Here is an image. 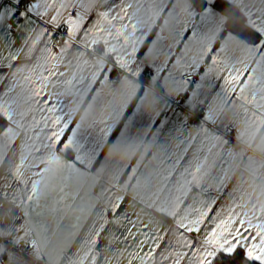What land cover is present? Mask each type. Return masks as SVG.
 I'll use <instances>...</instances> for the list:
<instances>
[{"label":"snow or ice","instance_id":"1","mask_svg":"<svg viewBox=\"0 0 264 264\" xmlns=\"http://www.w3.org/2000/svg\"><path fill=\"white\" fill-rule=\"evenodd\" d=\"M236 4L237 0H228L227 4L223 0H153L148 9L152 23L138 27L142 24L136 16L141 10L139 0H0V47L7 52L6 56L0 52V166L4 168L0 200L20 209L19 214L9 211L8 221L0 226V264H46V236L38 239L36 234L46 232L47 226L35 223L44 216L35 204L42 183L47 187V182L63 169L75 175L93 168L103 172L106 149L111 155L145 140L161 146V137L167 139L165 134L171 136L173 131L182 136L189 122L195 125V135L174 141L182 151L168 165V176L179 171L185 195L199 189V200L194 198L182 215L178 201L168 213L172 223L153 228L151 220H141L137 227V221L122 213L124 197L109 199L84 241L88 245L85 258L96 250L107 224L123 227L126 221L130 227L120 242L142 237L137 251L129 254L128 264L134 260L155 264L158 250L162 261L169 264H264V219L256 214L255 207L250 213L238 211L240 204L233 190L227 194V209L215 208L230 179L224 153L233 164L245 163L243 153L233 151V141L244 143L246 136L261 134L264 143V10L241 8L243 26H228L225 9ZM134 5L135 11H130ZM161 18L163 25L153 38V28ZM165 29L167 37L163 36ZM60 31L68 39L59 37L57 53L48 45ZM17 34H35L29 51L44 41L41 51L45 55L38 58V75L24 78L27 112H17L13 97L21 86L17 74L24 70L14 67L22 51L12 50ZM74 39L84 49H76L77 57L87 55L89 49L96 56L89 78L74 75L64 82L70 90L49 91L65 75L59 71V63L74 47ZM164 39L170 41L167 46L162 44ZM100 44L103 47L97 51L95 46ZM193 44L200 47L189 59ZM230 44L246 54L248 61L230 56ZM117 84L131 85L136 93L143 91L144 95V85L171 86L176 99L165 101V111L148 119L141 115L143 101L139 96L131 107L124 104L112 108L109 104L106 118L90 119L103 102L105 89ZM61 96L72 99L66 102ZM84 105L77 121L75 115ZM25 128L31 134L21 138ZM133 133H142L143 137H134ZM205 147L206 154L201 156ZM190 149L191 158L186 159ZM163 155L170 159L167 151ZM209 155L215 157L209 166L218 169L214 175L205 169ZM141 160L114 166L113 182L118 185L126 177L125 188L134 179L139 184ZM26 165L30 170L26 171ZM247 167L254 168L251 158ZM205 180L215 195H206ZM238 199L243 201L245 197L241 194ZM62 201L61 196L57 205ZM109 216L113 217L111 221ZM109 237V244L119 239L112 234ZM91 260L96 264V256Z\"/></svg>","mask_w":264,"mask_h":264},{"label":"crops","instance_id":"2","mask_svg":"<svg viewBox=\"0 0 264 264\" xmlns=\"http://www.w3.org/2000/svg\"><path fill=\"white\" fill-rule=\"evenodd\" d=\"M139 2L141 10L136 13V16L142 20V24L138 27H147V25L152 23L151 13L148 9L153 4V0H139ZM223 2L227 4L228 0H223ZM232 7H235L240 13L241 8L256 12L259 9L264 10V2L262 0H237V4ZM130 11H135V5ZM224 15L228 17L226 11ZM161 25H163V18L156 21V25L153 28V38L154 34L159 32ZM50 31H54V29H50ZM163 36H168L167 29H165ZM15 38L17 43L12 47V50L22 49V51L19 53V59L14 62V67H22L24 70L17 74V79L20 80L21 86L13 93V97L17 100V112H27L29 104L27 102V84L24 78H35L38 75L40 71V68L37 67L38 58H42L45 55L41 51L44 47V41L41 40L36 44L35 49L29 51V46L32 40L35 39V34L27 36L17 34ZM65 39H68V37ZM24 40H27L28 43L25 44ZM2 43L0 41V45ZM169 43L168 39L162 41L165 46ZM73 45L74 47L62 58V63H59V71L65 72V75L60 77L61 83L55 89L50 88L49 91L63 93L66 90H70L71 86L66 85L64 82L72 79L74 75L77 78L81 75L89 78L96 56L89 49L87 55L77 57L75 54L76 49L80 48L81 51L84 49L75 39L73 40ZM95 47L99 51L103 45L100 44ZM199 47V44L192 45L189 59L197 54ZM58 48L59 46L52 49L58 53ZM0 52L5 56L7 55L3 47H0ZM228 52L236 60L241 62L248 61L246 54L242 53L235 45L230 44ZM140 83L143 84L142 81ZM144 87L147 89V95H144L143 91L136 93L131 85L117 84L111 89H105L102 97L103 102L97 106L89 118H106L109 104L112 108H118L124 104L131 107L138 102L137 96H139L143 101L141 115L148 119L165 111V101L174 102L176 99V93L171 86L165 87L163 84H159L155 88H149L147 85H144ZM60 98L66 102L72 99L70 96H61ZM83 107H86V105L82 106L81 112L75 115L77 121L82 114ZM168 115L171 116V113H168ZM28 119H30V114ZM25 133L30 135V129L21 130V138ZM192 135H195V128L189 122V126L182 136L173 131L171 136H167V133L165 134L167 139L161 137L158 141L161 146L151 145L145 140L144 143H133L130 147L115 151L111 155L106 149L102 158L105 165L103 172H97L96 168H93L84 175H75L70 174L68 169H63L47 182V187L42 183L35 199V204L39 206L36 210L43 212L44 216L42 219L35 221V223L47 226L46 232L36 234L38 239L40 236H46L47 246L43 249L46 264H92V256H96V264H128L129 254L137 251L138 241L142 237L136 236L135 239L129 238L125 242H120L123 235L126 234V228L130 227L126 221L122 222L123 227L117 223L107 224L96 250L85 258V254L88 252V245L84 241L93 225L98 223L97 214L104 209L109 199L114 201L116 197L122 196L124 197V202L121 206L122 213L126 212L129 219L137 221V227H140L141 220L145 223L151 220L153 228L158 225L168 226L172 223V218L168 213L176 207L178 201H181L179 211L182 215L183 209L191 204L194 198L197 201L199 200V189L193 188L191 192L185 195L184 188L186 186L184 179L180 177L179 171L169 177L168 165H171L176 158V154L182 151V148L178 147L174 141L187 139ZM133 136L140 138L143 137V134L133 133ZM148 138L150 139L151 137L149 136ZM244 140V143L239 144L234 140L232 148L236 153H243L245 163L233 164L229 160L227 152L224 153V159L228 160L230 165L228 166L230 179L228 187L224 190L223 197L218 201L215 208L224 206L227 209L229 203L227 194L235 190L237 203L240 204L238 211L250 213L254 206L256 214L264 219V212H262V209H264V169H261V165H264V143H262L261 134L256 136L250 134ZM18 143L19 141L13 147L16 148ZM165 151L169 154L170 159H166L163 155ZM213 151L215 152V149ZM191 152L192 150L190 149L186 159L191 158ZM205 154L206 147L205 152H202L201 156ZM141 157H143L142 160ZM249 158L253 161V169L247 167ZM214 159L213 155H209L208 165L205 166L210 175H214L218 171L217 168L209 167ZM137 160H141L138 170L139 184L134 179L125 188L126 177H122L118 185L113 182L114 166H123L129 161L135 164ZM27 170L30 169L26 165ZM3 176L4 168L0 166V183H3ZM203 186L207 189V196L215 195L214 189L209 188L207 180L204 181ZM61 188H63V192L60 191ZM241 194L245 197L243 201L238 199ZM61 196L63 197L62 204L57 205L56 201ZM9 198L11 199V195ZM58 207L61 210L55 211L54 209ZM11 212L19 214L20 209L16 207ZM108 219L111 221L113 217L109 216ZM7 221L8 216L0 223V226H3ZM109 234L119 239H113L111 244H109ZM145 250H147L146 247ZM133 264H139V261L134 260ZM149 264H152V261ZM155 264H169L166 260L162 261L160 250L157 251L155 256Z\"/></svg>","mask_w":264,"mask_h":264},{"label":"built area","instance_id":"3","mask_svg":"<svg viewBox=\"0 0 264 264\" xmlns=\"http://www.w3.org/2000/svg\"><path fill=\"white\" fill-rule=\"evenodd\" d=\"M54 31H56V29H54ZM60 36H63L64 39L67 38V35H65L63 31H60L58 33V36L56 38H53L52 42L48 46L50 48L58 47L59 46L58 39ZM192 126L195 128V125L192 124ZM15 208L16 206L10 204L8 200H0V223L6 218L7 213L9 211L14 210Z\"/></svg>","mask_w":264,"mask_h":264},{"label":"trees","instance_id":"4","mask_svg":"<svg viewBox=\"0 0 264 264\" xmlns=\"http://www.w3.org/2000/svg\"><path fill=\"white\" fill-rule=\"evenodd\" d=\"M225 11L228 15V26H243L244 17L235 7L229 6Z\"/></svg>","mask_w":264,"mask_h":264}]
</instances>
